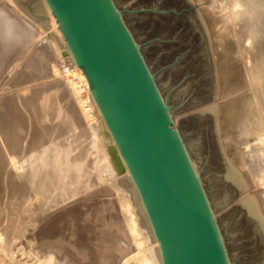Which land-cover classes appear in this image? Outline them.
Listing matches in <instances>:
<instances>
[{"label": "rangeland", "instance_id": "1", "mask_svg": "<svg viewBox=\"0 0 264 264\" xmlns=\"http://www.w3.org/2000/svg\"><path fill=\"white\" fill-rule=\"evenodd\" d=\"M207 1L211 2L204 0V3ZM221 1L224 2L225 22L228 23L227 18H230L232 13H230L231 6H228L229 0H219L218 3ZM231 1L233 2V0ZM15 2L0 0V121L2 122L5 118L7 125L0 124V129H3L0 130V136L8 138L11 137V133H15L14 136L20 134L19 137L23 136V138L20 137V139L22 138L21 145L19 144L20 147L17 148L18 150L16 149V152L12 150V145L10 146L6 139L3 138L2 143L0 138V147L8 158V162L2 168L3 175L0 178L2 180H0V183L2 182L0 189H3V191L0 190V194L3 193L0 195V212L3 209V215L2 213L0 215L2 216L0 217V263L125 264V259L135 254L132 253L136 251L137 243L135 245L130 228L123 217L124 213L120 202L122 193H116L115 186H120V189L125 193L126 191L130 192L133 186L130 182H127V186L126 183L124 185L118 183L124 175L110 168L112 160L108 156H110L111 149L108 147L107 138L102 130L98 129L97 123H94L96 126L93 123L90 124L89 121L84 120V116H81L83 113L79 109L78 100L79 96L85 93V88L76 73L66 72L65 67L69 68V61L66 60L63 52L66 48L60 47L62 39L56 33L46 5L42 0H18ZM113 2L143 54L158 90L170 110L174 126L181 135L190 161L197 168L214 219L218 223L230 264H264V225L255 216L249 214L247 207L241 202L243 196L249 193L241 194L238 186L226 179L228 169V167L226 169V159H232V155L226 148L225 154H223V150L221 151L220 141L226 137L222 134L223 114L221 111L220 117L217 119L216 114L209 109L213 104H217L222 109L220 104L226 98L222 97L224 86L229 89V101L235 95H239L242 100L247 99L244 104V114L233 121L234 126L233 123L231 125L238 128L233 136L238 138L235 141H237V145H240V151L246 161L251 162L256 168L264 167V154L262 153L264 151L261 150L259 143H255L258 140L255 136L263 131L260 123H264V117L261 118L264 113L258 118L259 107L253 103L252 96L256 82L264 85V52L259 55L256 50L258 46L264 47L262 42L264 41V31L256 42H254L256 39L252 38L255 29L262 30L264 28V21H262L263 25L261 24L262 28L253 26L251 31L247 30L248 25L245 23V21L248 23L246 18L248 13H251L254 3L249 5L248 13L245 12L247 17L244 20L239 19V22L236 19L231 22L229 19L228 21L231 23L226 25L228 27L225 26L227 28L225 32L228 83L223 85L217 55L218 48L215 39L212 38L214 34L212 30L204 29L200 17L201 2H190L189 0H113ZM20 33H22L23 39L20 36L21 40L17 43L19 40L13 35H18L16 37L20 39ZM44 49H47L50 56L44 52ZM251 59L255 61L252 62ZM65 60L68 64L63 67ZM247 91L250 96H247ZM247 105L248 110H246ZM93 118L97 119L96 116ZM16 119L23 125L19 123L16 124L18 126H15L13 121L16 122ZM22 121L24 122L22 123ZM95 122L98 121L95 120ZM256 122L258 125L255 124ZM19 125L21 126L19 127ZM254 125L258 128V132ZM22 126L24 127L23 132L21 131ZM93 126L99 130H97L96 138L92 136L94 131L91 127ZM8 127L11 131L4 130ZM34 127L43 132L45 139V143L43 142L42 146L37 149L32 143L38 132ZM33 129L34 132L36 131L35 133L32 131ZM4 133L5 136H3ZM64 133L66 136H63ZM256 133L258 134L256 135ZM92 137L95 141L92 140ZM30 141L31 145H29ZM58 148L60 152L62 150L70 152L71 150L70 154H74L70 155L71 162H82L85 165H83L84 173L82 172L79 183L78 178H69L67 179L69 182L66 181L69 183V187L65 183V190L50 191L51 193H47L50 195L48 196L46 193L39 192V181L48 172L44 168L43 162L50 149H56L59 152ZM38 149L39 154H37ZM6 151L9 154L14 152L15 158H13L14 154L13 156L10 154V156ZM9 156L13 159L11 160ZM36 158L37 160H35ZM243 168L241 166L242 172L246 167ZM15 169H18L21 175L24 174L19 181L18 178L13 177L12 171ZM33 169L37 170L39 177L41 176L40 178L36 177L35 182L36 172ZM100 175L103 176V179ZM99 179L101 180L98 181ZM13 180L25 182L27 185L31 184L30 186L34 182L32 188L30 187L32 191L25 194L27 197L20 191L12 189ZM255 189H259L258 191L263 193L261 188H255V186L251 192ZM60 191H63L64 194L62 195ZM68 193L72 198L68 196ZM13 202L17 204L13 205ZM27 203L31 205L28 206ZM11 204L14 206L13 208ZM16 205H20L19 208ZM134 208L137 207L134 206ZM13 210L18 213H13ZM111 238H116L115 244H117L115 248L108 249L111 245V240H109ZM73 239L77 243L80 241L84 244L78 243L76 249L71 244H76ZM57 241H61L60 245ZM62 244L66 245L63 249H61ZM71 254L73 255L71 256Z\"/></svg>", "mask_w": 264, "mask_h": 264}, {"label": "water", "instance_id": "2", "mask_svg": "<svg viewBox=\"0 0 264 264\" xmlns=\"http://www.w3.org/2000/svg\"><path fill=\"white\" fill-rule=\"evenodd\" d=\"M129 168L164 264H230L203 185L113 0H47Z\"/></svg>", "mask_w": 264, "mask_h": 264}, {"label": "bare ground", "instance_id": "3", "mask_svg": "<svg viewBox=\"0 0 264 264\" xmlns=\"http://www.w3.org/2000/svg\"><path fill=\"white\" fill-rule=\"evenodd\" d=\"M10 1H12V2H14V3H16L15 1H18V0H10ZM43 2H44V4L46 5V7H47V9H48V11H49V13H50V16L52 17V20H53V25H54V28L56 29V33H57V35H59L60 37H61V42L62 43H60V47H62V48H66V50L65 51H63L64 52V54H65V57H66V60L68 59V61H69V68H68V70H67V68H66V71H71L72 73H76L77 75H78V77H80V80H81V82H82V86H84V88H85V93H83V95H80L79 96V100L76 98V100H78V106L80 107H78L79 109H80V111H82L81 113H83L81 116L83 117L84 116V120H87V121H89L90 122V124L91 123H93V125H95L94 123H97V126H98V129L99 130H102V132H103V134L105 135V137L107 138V141H108V143H109V145H108V147H109V149H111V153H109L110 154V156H108V158H111V160H112V163H111V166H110V168H113V169H115V170H117L119 173H121L122 175H124V177H122L120 180H119V184H125L126 183V186H127V182L129 183H131L132 185L131 186H133L132 188H131V191L130 192H128V191H126V193L124 192V191H122L121 189H120V186H115L116 187V190H115V192L117 193H122V201H120L121 202V205H122V210H123V213H124V215H123V217H125V219H126V224H128L127 226H129L128 228H130V231H131V233H132V237H133V239H134V241H135V245H136V243H137V249H135L136 251L135 252H131L132 254H134V255H132V256H130V257H127L126 259H125V264H164V262H162V249H161V243L158 241V239L156 238V235H155V233H154V228H153V226H152V224L150 223V219H149V217H148V214H147V211H146V209H145V206L142 204V202H141V199H140V195H139V193H138V190H137V188H136V186L134 185V183H133V179H132V176H131V173H130V170H129V168L126 166V163H125V161H124V158H123V156H122V153H121V151H120V148H118L117 147V144H116V141H115V139H114V137H113V134H112V132H111V130L109 129V127H108V125H107V123H106V120H105V118H104V115H103V112L100 110V107H99V105H98V103H97V101H96V98H95V96H94V93L92 92V89L90 88V82H89V80H88V77H87V75H86V73H84V71H83V69H82V67L81 66H77L76 65V62H75V58H74V56H73V54H71V52H70V50H69V48H68V46H67V43H66V41H65V36L62 34V32H61V30H60V28H59V23H57L56 22V17H54L53 16V14H52V10H51V7H50V5L48 4V2H47V0H42ZM190 2H195V1H198L199 3H200V5H201V8L199 9V13H200V17H201V19H202V22H203V24H204V29L206 30V29H209V30H212V32H213V34H214V37H212L213 39H215V44L217 45V48H218V52H217V55H218V57H219V69L221 70V76H222V83H223V85H226L227 83H228V70H227V51H226V32H225V29H227V28H225V26L228 24V23H231L232 21L231 20H238L239 21V19L240 20H244L247 16V18H246V20L248 19V23L245 21V23L248 25L247 26V30L248 31H251V30H253V29H251L253 26H255V28H257V27H260V28H262L261 26L263 25L262 24V21H264V0H248L247 2L246 1H244V0H233V2L231 1V0H229V3H230V1H231V3H230V5H229V3H228V6H231V11H230V18H227V22L228 23H226L225 22V12H224V2H219L218 3V1L219 0H210L211 2L210 3H208V1H207V3H204V0H189ZM247 3V4H246ZM252 3H254V6H253V8L251 7V13H248L247 11H248V8H249V5H251ZM227 7V6H226ZM217 9V10H216ZM244 10H246V11H244ZM198 11V10H197ZM245 12L246 13H248V15L246 16V14H245ZM200 19V18H199ZM230 19V21H228ZM240 22V21H239ZM226 23V24H225ZM238 23V22H237ZM202 24V25H203ZM240 24V23H239ZM241 24H242V22H241ZM262 24V25H261ZM229 25V24H228ZM259 25V26H258ZM257 26V27H256ZM206 27V28H205ZM226 27H228V26H226ZM235 27V26H234ZM229 28H230V26H229ZM228 28V29H229ZM233 29V28H232ZM259 28H257V29H255L256 31H254L255 33H253V37L252 38H254V42H256L257 40H258V38H260V34L264 31V28L261 30V29H259ZM236 30V29H235ZM233 31V30H232ZM240 31V30H239ZM246 31V30H245ZM247 32V31H246ZM21 35H19V37L20 36H22V33H20ZM232 34V33H231ZM248 34V33H247ZM24 35V34H23ZM16 36H18V35H13V37H15L16 39H18L19 41H17V43L18 42H20V40H21V37H20V39L18 38V37H16ZM210 37V36H209ZM22 39H23V36H22ZM242 39V38H241ZM264 40V39H263ZM253 42V41H252ZM263 42V44H264V41H262ZM57 44V43H56ZM262 45V44H261ZM53 47V46H52ZM257 47V46H256ZM216 48V47H215ZM249 48H250V46H249ZM256 50H257V52L259 53V55H261L262 54V52H264V47L263 46H261V47H259L258 46V48H256ZM221 51H224V52H221ZM44 52H46L48 55H49V53H48V51H47V49H44ZM254 53V52H253ZM221 54H223V56H221ZM258 55V56H259ZM50 56V55H49ZM253 56V55H252ZM261 57V56H260ZM263 58V57H262ZM256 59V58H255ZM252 60V59H251ZM253 61H255L254 59L252 60V62ZM238 63V62H237ZM255 64V63H254ZM258 64V63H257ZM260 65V64H259ZM45 68V67H44ZM234 68V67H233ZM234 72V71H233ZM247 73V72H246ZM247 75V74H246ZM260 76H262V75H260ZM264 77V76H263ZM250 79V78H249ZM256 79V78H255ZM262 79V78H261ZM255 83V82H254ZM263 84V83H262ZM261 83H258V82H256L255 84H254V94L252 95V93H251V95L253 96V103H255V104H257L258 105V111H257V113H258V118H259V116H261L263 113H264V85H262ZM80 86V85H79ZM253 86V85H252ZM223 90H224V95L222 96V97H226L225 98V101L222 103V104H220L221 105V107H222V109L221 108H219V106L217 105V104H213V106H211L209 109L213 112V113H215L216 114V116H217V119H218V117H220V113H221V111H222V113L221 114H223V121H222V127H223V131H222V134L224 135V136H226L225 138L223 137V140H221L220 141V144H221V146H222V149H221V151L223 150L224 152H223V154H225V148H226V150H228L229 152H230V154L232 155V159H226L227 161V164H226V169H227V167H228V169H227V175H226V179H228V180H230L231 181V183L233 184V183H235L237 186H238V188H239V190H240V193L241 194H246V193H249L248 195L246 194L245 196H243V198H242V200H241V202L242 203H244V205L247 207V209H248V211H249V214H251L252 216H255L259 221H261V223H263V225H264V167H260V166H258V168H256V167H254L253 166V164L251 163V162H249V161H246V158H245V156H243V154H242V152L240 151L241 150V148L239 147L240 145H237V141H235L236 139H238V138H234V136H233V134H234V132H235V130L236 129H238V128H236V127H233L234 126V123H233V121H235V120H237V119H239L243 114H244V109H245V106H244V104H245V102H247L246 100L247 99H245L244 98V100H242L240 97H239V95H235V96H233V97H231V100L229 101V89H228V87L227 88H225V86L222 88ZM250 89V88H249ZM253 92V91H252ZM247 93H248V95L247 94H245V93H242V94H245V95H247V96H250L249 95V92L247 91ZM245 95H243L244 97H245ZM216 97V96H215ZM75 100V101H76ZM223 100V99H222ZM14 103V102H13ZM74 103V102H73ZM18 104V103H17ZM230 104V105H229ZM26 105V104H25ZM75 105H76V103H75ZM250 105V104H249ZM57 106V105H56ZM26 107H27V105H26ZM52 107V106H51ZM55 108V107H54ZM208 108H207V110H208ZM4 109V108H3ZM27 109H28V107H27ZM53 109V108H52ZM51 109V110H52ZM57 109H58V107H57ZM204 109V108H203ZM249 109H251V108H249ZM24 110H25V108H24ZM55 110V109H54ZM75 110H77V109H75ZM246 110H248V105H247V109ZM78 111V110H77ZM250 111V110H249ZM7 112V111H6ZM27 112V111H26ZM52 112V111H51ZM56 112V111H55ZM74 112V111H73ZM247 112V111H246ZM18 113V112H17ZM28 113V112H27ZM32 113V112H31ZM52 113H54V111L52 112ZM80 113V114H81ZM253 113V112H252ZM72 114V113H71ZM78 114V113H77ZM76 114V115H77ZM242 114V115H241ZM74 115H75V113H74ZM21 116V115H20ZM23 116V115H22ZM94 116H96V118L97 119H95V118H93ZM18 116L16 115V118H17ZM24 117V116H23ZM78 117H80L79 115H78ZM264 116H262L261 118H263ZM92 118H93V120H92ZM26 119V118H25ZM33 119V118H32ZM76 119V118H75ZM216 119V118H215ZM254 119V118H253ZM8 120V119H7ZM12 120H13V118H12ZM17 121L16 122H14L13 121V124L15 125V126H18V125H16V124H19L20 123V121L18 120V119H16ZM29 120V119H28ZM74 120V119H73ZM72 120V121H73ZM80 120V119H79ZM91 120H92V122H91ZM95 120H97L98 122H95ZM257 120V119H256ZM255 120V121H256ZM262 120V119H261ZM261 120H260V122H261ZM9 121H11V120H9ZM8 121V122H9ZM27 121V120H26ZM242 121V120H241ZM251 121V120H250ZM263 121V120H262ZM24 121H22V123H23ZM28 122V121H27ZM31 122V121H30ZM33 123H34V121H32ZM247 122V121H246ZM257 122H259V121H257ZM257 122L255 123V124H257ZM259 122V123H260ZM3 124V125H5V126H7L6 125V120H5V118H3V120H2V122L0 121V124ZM73 123H75V122H73ZM232 123H233V126H231L232 125ZM1 124V125H2ZM11 124V123H10ZM13 124H11V125H13ZM21 124V123H20ZM29 124V123H28ZM82 124V123H81ZM242 124V123H241ZM13 125V126H14ZM21 125H23V124H21ZM21 125H19V127L21 126ZM24 125H26V124H24ZM74 125V124H73ZM244 125V124H243ZM248 125V124H247ZM258 125V124H257ZM262 125V128L261 129H263V131L262 132H260L259 133V135H257L258 133H256V135L257 136H255V137H257L258 138V140H257V142H255V143H259V146L261 145V150H263L264 151V123H260V126ZM4 126V127H5ZM12 126V127H13ZM32 126H33V124H32ZM36 126V125H35ZM82 126V125H81ZM86 126V125H85ZM96 126V125H95ZM95 126H93V127H91L92 129H93V131H94V134L92 135V136H94V138H96V136H97V128L95 127ZM238 126V125H237ZM246 126V125H245ZM75 127H76V125H75ZM75 127H74V129H75ZM244 127V126H243ZM254 127L256 128V125H254ZM258 127V126H257ZM1 128V127H0ZM9 128V127H8ZM8 128H6V129H4L5 131L7 130V131H11L10 130V128L8 129ZM18 128V127H17ZM24 127L22 126L21 127V131L23 132V129ZM29 128V130H30V127H28ZM35 128V127H34ZM38 128V127H37ZM96 128V129H95ZM219 128V127H218ZM235 128V129H234ZM260 128V127H259ZM23 129V130H22ZM36 129V128H35ZM88 129H90V128H88ZM87 129V130H88ZM240 129V128H239ZM258 128H256V130H257ZM260 129V130H261ZM1 130V129H0ZM3 130V129H2ZM1 130V131H2ZM14 130V129H13ZM18 130V129H17ZM25 130H26V128H25ZM37 130V129H36ZM75 130H77V129H75ZM91 130V129H90ZM98 130V131H99ZM221 130H222V128H221ZM242 130V129H241ZM255 130V129H254ZM33 132H34V129L32 130ZM38 132L35 134V138H33V139H35L34 141H32V143H33V146L37 149V147H40V146H42V144H43V142L45 141V139H44V136H43V132H41L40 130H37ZM259 130H257V132H258ZM28 132H30V131H28ZM36 132V131H35ZM34 132V133H35ZM62 132V131H61ZM60 132V133H61ZM218 132V131H217ZM237 132V131H236ZM241 132V131H240ZM244 132V131H243ZM1 133V132H0ZM6 133V132H5ZM4 133V135L3 136H5L6 134ZM7 133H9V132H7ZM14 133V132H13ZM16 133H18V132H16ZM20 133V132H19ZM18 133V134H19ZM24 133H27V132H24ZM23 133V134H24ZM59 133V134H60ZM66 133V132H65ZM65 133L63 134V136L65 135ZM238 133V132H237ZM246 133H249V132H246ZM10 134V133H9ZM15 134V133H14ZM14 134H10L11 135V137H8V138H6V136H5V138L4 139H6L7 140V142H9V145L11 146V148H12V150L13 151H15L16 152V149L18 148V147H20L19 146V144L21 145V143H20V140L23 138V136H20V137H22L21 139H20V137H19V135L17 136V135H15L14 136ZM22 134V133H21ZM31 134H33V133H31ZM30 134V135H31ZM58 134V135H59ZM67 134V133H66ZM242 134H245V133H242ZM252 134V133H251ZM255 134V133H254ZM13 135V136H12ZM29 135V134H28ZM29 135V136H30ZM61 135V134H60ZM87 135V134H86ZM239 135H240V133H239ZM247 135V134H246ZM245 135V136H246ZM29 136H27V137H29ZM33 136V135H32ZM66 136V135H65ZM219 136H220V139H221V135H220V128H219ZM232 136V137H231ZM237 136V135H236ZM244 136V135H243ZM253 136V135H252ZM59 137V136H58ZM62 137V136H61ZM75 137V136H74ZM249 137V136H248ZM0 138H1V136H0ZM3 138H1V141H2V143H3ZM68 138H70V137H68ZM85 138V137H84ZM26 139V138H25ZM63 139H65V138H63ZM86 139V138H85ZM89 139V138H88ZM227 139V140H226ZM246 139V138H245ZM29 140V139H28ZM69 140V139H68ZM92 140H94L95 141V139H93V137H92ZM23 141V140H22ZM27 141V140H26ZM64 141V140H63ZM62 142V141H61ZM65 142V141H64ZM68 142V141H67ZM66 142V143H67ZM72 142V141H71ZM11 143V144H10ZM45 143V142H44ZM85 143H87V142H85ZM233 143H235L234 144V146H233ZM244 143V142H243ZM57 144H59V143H57ZM61 144V143H60ZM90 144V143H89ZM93 144V143H92ZM25 145V144H24ZM29 145H31V141H30V144ZM81 145V144H80ZM94 145V144H93ZM3 146H4V144H3ZM8 146V145H7ZM26 146V145H25ZM33 146H31V148L33 147ZM86 146V145H85ZM95 146V145H94ZM220 146V147H221ZM225 146V147H224ZM252 146V145H251ZM257 146V145H256ZM5 147V146H4ZM28 147H30V146H28ZM53 147V146H52ZM51 147V148H52ZM59 147H60V145H59ZM63 147V146H62ZM61 147V148H62ZM69 147H70V145H69ZM88 147V146H87ZM91 147V146H90ZM89 147V148H90ZM26 148H27V146H26ZM55 148V147H54ZM64 148V147H63ZM67 148H68V146H67ZM86 148V147H85ZM92 148H94L93 146H92ZM91 148V149H92ZM255 148V147H254ZM253 148V149H254ZM7 149V148H6ZM5 149V150H6ZM9 149V148H8ZM32 149H34V148H32ZM59 149V148H58ZM68 149H70V148H68ZM75 149V148H74ZM73 149V150H74ZM77 149V148H76ZM84 149V148H83ZM3 149H1V147H0V178H2L1 176L3 175V170H2V168L5 166V164L8 162V158H7V156H6V154H5V152L4 151H2ZM11 150V151H12ZM18 150V149H17ZM21 150V149H20ZM67 150V149H66ZM34 151H36L35 149H34ZM38 151H39V149L37 150V154H39L38 153ZM62 151H64V150H62ZM60 152V149H59V152H58V150L56 151V149L55 150H51L50 149V151H49V154H48V156H47V158L44 160V162H43V166H44V168L45 169H47L48 170V172H46V174L43 176V178H41L40 179V181H39V186H38V188H39V192L40 193H51L50 191H58V190H61V189H64L65 190V183H66V181H67V179H69V178H71V179H73V178H78V183L80 182V179H81V176H82V172L84 171V168H83V163L81 162V163H78V162H75V163H73V162H71V159H70V155H72V154H70V152H71V150H70V152L67 150V151H64V152ZM93 151V150H92ZM96 151V150H95ZM95 151H94V153H95ZM6 152H8V151H6ZM9 152H10V149H9ZM9 152H8V154H9ZM19 152V151H18ZM89 152V151H88ZM75 153V152H74ZM84 153H85V151H84ZM91 153V152H90ZM98 153V152H97ZM96 153V154H97ZM256 153V152H255ZM263 154H264V152H262ZM11 154V153H10ZM9 154V155H10ZM13 154H14V152L11 154L12 156H13ZM29 154V153H28ZM262 154V155H263ZM10 155V156H11ZM31 155V154H30ZM33 155H34V153H33ZM74 155V154H73ZM72 155V156H73ZM85 155V154H84ZM95 155V154H94ZM98 155V154H97ZM9 156V157H10ZM27 156H29V155H27ZM88 156V155H87ZM229 157H231L230 155H228ZM257 156V155H256ZM256 156H255V159H256ZM264 156V155H263ZM33 157V156H32ZM34 157H35V155H34ZM78 157V156H77ZM85 157V156H84ZM96 157V156H95ZM11 158V160L13 159V158H15V154H14V157L12 158V157H10ZM41 158V156L39 157V159ZM82 158V157H81ZM87 158V157H86ZM254 158V157H253ZM253 158H252V161H253ZM264 158V157H263ZM74 159H76V158H74ZM79 159V158H78ZM94 159V158H93ZM35 160H37V158L35 159ZM81 160V159H80ZM83 160V159H82ZM88 160H89V157H88ZM96 160V159H95ZM257 160H258V158H257ZM33 161H34V159H33ZM75 161V160H74ZM260 161V160H259ZM91 162V161H90ZM29 163H32V162H29ZM95 163V162H94ZM251 163V164H250ZM253 163H254V161H253ZM91 164V163H90ZM192 164V163H191ZM257 164V163H256ZM228 165V166H227ZM255 165V164H254ZM31 166V165H30ZM33 166V165H32ZM85 166V165H84ZM88 166V165H87ZM192 166H193V164H192ZM241 166H242V168L243 167H246L245 168V171H243L242 172V169H241ZM263 166V165H262ZM33 167H35V166H33ZM194 167V170L196 171V173H197V175H198V172H197V168H196V166H193ZM260 167V168H259ZM244 169V168H243ZM22 170V169H21ZM34 170V169H33ZM35 172L37 171V170H34ZM90 171V170H89ZM111 171V170H110ZM13 172V177L16 179V178H18L17 180L19 181V179L22 177V175H24V174H20V171L18 170V169H15L14 171H12ZM22 172H23V170H22ZM112 172V171H111ZM24 173V172H23ZM84 173V172H83ZM94 173V172H93ZM115 173H117V172H115ZM119 173H117V174H119ZM10 174H11V172H10ZM25 174H26V172H25ZM72 174H74L73 175V177H70ZM116 174V175H117ZM28 175H29V173H28ZM89 175H90V173H89ZM7 176H9V175H7ZM26 176V175H25ZM84 176V175H83ZM101 177H102V179H103V176L102 175H100ZM111 176H113V175H111ZM199 176V175H198ZM28 177V176H27ZM32 177V176H31ZM36 177H39V175H37V172H36V175H35V177H34V182H35V178ZM41 177V176H40ZM39 177V178H40ZM88 177H90V176H88ZM101 177H99V178H101ZM108 177H110V176H108ZM8 178V177H7ZM12 178V177H11ZM10 178V179H11ZM84 178V177H83ZM70 179V180H71ZM200 179V178H199ZM1 180V179H0ZM17 180H13V182H12V189L13 190H18V191H20L23 195H25V194H29L31 191H32V186L34 185L33 183H32V186H30V185H27L25 182L24 183H22V182H18ZM101 179H99L98 181H100ZM2 181V180H1ZM10 181H12V180H10ZM86 181V180H85ZM67 182H69V180L67 181ZM70 182H72V181H70ZM83 182V181H82ZM2 183V182H1ZM0 183V184H1ZM11 183V182H10ZM84 183V182H83ZM90 183H92V182H90ZM98 183H100V182H98ZM98 183H97V185H98ZM67 185H68V187H69V183H66ZM73 184V183H72ZM80 184H82V183H80ZM79 184V185H80ZM113 184H115V183H113ZM10 185V184H9ZM36 185V184H35ZM38 185V184H37ZM89 185V184H88ZM92 185V184H91ZM130 185V184H129ZM128 185V186H129ZM122 186V185H121ZM125 186V188H128V187H126ZM254 186H255V188L257 187V188H261V190L263 191V193H260V191H258L257 189H255V190H253V192H251V189H253L254 188ZM31 187V188H30ZM78 187H80V186H78ZM92 187V186H91ZM1 188V187H0ZM82 188H84V187H82ZM130 188V187H129ZM0 190H2L3 191V189H0ZM34 190H36L35 188H34ZM33 190V191H34ZM70 190V189H69ZM84 190V189H83ZM87 190V189H86ZM1 191V192H2ZM26 191V192H25ZM53 191V192H54ZM85 191V190H84ZM89 191V190H88ZM61 192V191H60ZM68 192V191H67ZM34 193V192H33ZM71 193V192H70ZM131 193V194H130ZM3 193H1L0 195H2ZM35 194V193H34ZM33 194V195H34ZM45 194V195H46ZM52 194H54V193H52ZM56 194V193H55ZM57 194H59V193H57ZM61 194L63 195L64 194V192L62 191L61 192ZM66 194V193H65ZM69 194V193H68ZM83 194V193H82ZM21 195V194H20ZM48 195V194H47ZM60 195V194H59ZM26 196V195H25ZM43 196V195H42ZM41 196V197H42ZM48 196H50V195H48ZM61 196V195H60ZM66 196V195H65ZM68 196H70V194L68 195ZM24 197V196H23ZM27 197V196H26ZM67 197V196H66ZM71 197V196H70ZM36 198V197H35ZM43 198V197H42ZM46 198V197H45ZM68 198V197H67ZM72 198V197H71ZM119 198V197H118ZM131 198H132V201H131ZM62 199H63V197H62ZM36 200V199H35ZM60 200V199H59ZM134 200V201H133ZM138 200V201H137ZM1 201V200H0ZM55 201H57V200H55ZM64 201V200H63ZM39 202V201H38ZM137 202V203H136ZM14 203L15 202H13L12 204L14 205ZM111 203V202H110ZM109 203V204H110ZM119 203V202H118ZM12 204H11V206H12ZM15 204H17V203H15ZM28 204V203H27ZM30 204V203H29ZM28 204V206H30ZM137 204V205H136ZM1 205V204H0ZM33 205V204H32ZM17 206V205H16ZM15 206V207H16ZM19 206L20 205H18L17 206V208H19ZM109 206V205H108ZM134 206H136L137 208H134ZM14 206H12V208H13ZM21 207H22V205H21ZM16 208V209H17ZM31 208V207H30ZM33 208V207H32ZM31 208V209H32ZM113 208V207H112ZM27 209V208H26ZM3 210V209H2ZM1 210V212H0V215H1V213L3 212ZM20 210H21V208L19 209V212H20ZM90 210V209H89ZM95 210V209H94ZM26 212H27V210H25ZM32 211V210H31ZM75 211V210H74ZM102 211H103V209H102ZM30 212V211H29ZM13 213H18V212H14V210H13ZM98 213V212H97ZM122 213V212H121ZM31 214V213H30ZM2 215H3V213H2ZM24 215H25V213H24ZM16 216V215H15ZM29 216V215H28ZM31 216V215H30ZM97 216V215H96ZM0 217H2V216H0ZM4 217V216H3ZM29 218V217H28ZM30 219V218H29ZM29 219H27L28 221H29ZM98 219V218H97ZM96 219V220H97ZM27 220H25V221H27ZM24 221V222H25ZM89 221V220H88ZM98 221V220H97ZM94 222H95V219H94ZM98 222H100V221H98ZM97 222V223H98ZM27 223V222H26ZM25 224V223H24ZM30 224V223H29ZM26 225H28V224H26ZM54 227V226H53ZM52 227V228H53ZM51 228V229H52ZM107 228V227H106ZM95 230H96V228H95ZM105 231V230H104ZM109 231V230H108ZM107 231V232H108ZM99 232V231H98ZM103 232V231H102ZM106 232V231H105ZM104 232V233H105ZM103 234V233H102ZM108 234V233H107ZM106 234V235H107ZM92 235H94V234H92ZM111 235V234H110ZM96 236V235H95ZM103 236V235H102ZM113 237V236H112ZM114 237H115V235H114ZM53 239V238H52ZM61 239V238H60ZM59 239V240H60ZM108 239V238H107ZM115 239V240H114ZM111 238V239H109V240H111V242H110V246L108 247V249H112V248H115V245L117 244H115V241H116V238ZM132 239V240H133ZM57 240V239H56ZM74 240V239H73ZM75 241V240H74ZM133 241V242H134ZM56 242V241H55ZM58 243H59V245H60V243H61V241H57ZM54 243V242H53ZM71 243V242H70ZM75 245H74V243H71V244H73L72 246H75V248L77 247V244L78 243H80V241L77 243L76 241H75ZM119 243V242H118ZM80 244H84V243H80ZM79 244V245H80ZM106 244V243H105ZM55 245H56V243H55ZM63 245V244H62ZM69 245V244H68ZM68 245H67V247H68ZM134 245V246H135ZM58 246V245H57ZM66 245L64 244L63 245V247L61 248L60 246V248L61 249H63L64 247H65ZM71 246V245H70ZM86 246V245H85ZM58 247V248H59ZM79 247H81V245L79 246ZM93 247V246H92ZM57 248V247H56ZM59 248V249H60ZM69 248V250H70V247H68ZM135 248V247H134ZM58 249V250H59ZM71 249L72 250H74L75 251V249L74 248H72L71 247ZM77 249V248H76ZM80 249V248H79ZM78 249V250H79ZM101 249V248H100ZM50 250V249H49ZM68 250V251H69ZM61 251V250H60ZM80 251H81V249H80ZM80 251H76V252H80ZM84 251V250H83ZM91 251V250H90ZM72 252V251H71ZM82 252V251H81ZM86 252V251H85ZM84 252V253H85ZM61 253V252H60ZM87 253V252H86ZM86 253L84 254L86 257H87V255H86ZM69 254H70V251H69ZM77 254H79V253H77ZM77 254H75L76 255V257H77ZM88 254V253H87ZM130 254V253H129ZM73 254H71V256H72ZM82 255V254H81ZM81 255H79V256H81ZM83 255V256H84ZM66 257H67V255H66ZM74 257V256H73ZM103 257H105V256H103ZM69 258V257H68ZM80 258V257H79ZM81 258H84V257H82L81 256ZM78 259V258H77ZM108 259V258H107ZM70 260V259H69ZM83 260V259H82ZM87 260V259H86ZM99 260H100V258H99ZM108 261V260H107ZM99 262V261H98ZM92 263V262H91ZM97 263V262H96ZM21 264H25V263H21ZM97 264H99V263H97Z\"/></svg>", "mask_w": 264, "mask_h": 264}, {"label": "built area", "instance_id": "4", "mask_svg": "<svg viewBox=\"0 0 264 264\" xmlns=\"http://www.w3.org/2000/svg\"><path fill=\"white\" fill-rule=\"evenodd\" d=\"M67 61L65 60V62H64V66L63 67H65V66H67ZM65 69H66V67H65ZM68 70V69H67ZM67 73H69V71H66ZM0 264H7V263H0Z\"/></svg>", "mask_w": 264, "mask_h": 264}]
</instances>
